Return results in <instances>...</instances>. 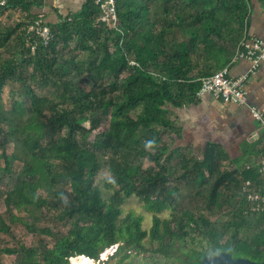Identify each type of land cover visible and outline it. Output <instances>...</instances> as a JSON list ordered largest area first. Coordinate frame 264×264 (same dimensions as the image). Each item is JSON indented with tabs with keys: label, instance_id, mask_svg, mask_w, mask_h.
<instances>
[{
	"label": "trees",
	"instance_id": "trees-1",
	"mask_svg": "<svg viewBox=\"0 0 264 264\" xmlns=\"http://www.w3.org/2000/svg\"><path fill=\"white\" fill-rule=\"evenodd\" d=\"M117 5V28L100 21L96 0H86L79 14L47 23L54 39L49 45L39 41L35 54L36 39L25 32L34 19L0 32V48L18 33L22 42L16 57L4 60L0 54V134L6 123L15 143V152L3 155L4 171L12 176L15 164H23L6 199L7 218L0 215V232L12 235L11 223H20L54 239L53 245L43 239L0 254L15 255L18 264H72L83 255L100 261L117 246L105 264H124L132 253L146 252L177 264H202L221 253L264 263V210L255 211L245 191L264 194L262 159L254 164L231 159L213 142L200 156L192 146H176L181 130L173 118L175 110L198 101L204 79L227 67L248 39L249 0H117ZM42 6L43 0H8L0 15L20 10L36 19L34 10ZM32 64L31 78L62 83L61 93L54 99L32 91L29 109L5 110L7 80ZM75 71L84 78L75 82L62 75ZM103 120L108 127L99 132ZM252 152L264 157V131L244 153ZM105 166L115 177L104 183L113 192L108 200L99 179ZM177 168L188 183L170 189ZM185 189L194 190L195 201L178 208ZM133 195L152 213L148 231L139 216L122 219V206ZM166 210L169 218L158 216ZM47 220L68 225L67 233L43 225ZM197 237L205 246L186 253L183 246Z\"/></svg>",
	"mask_w": 264,
	"mask_h": 264
},
{
	"label": "rangeland",
	"instance_id": "rangeland-1",
	"mask_svg": "<svg viewBox=\"0 0 264 264\" xmlns=\"http://www.w3.org/2000/svg\"><path fill=\"white\" fill-rule=\"evenodd\" d=\"M27 19V20H25ZM27 22L28 18H25V15L21 13L10 15L5 11L0 15V32L3 31L5 28L8 27H15L20 22ZM21 35L18 33L17 36L7 45V48H0V54L2 55L3 59H12L16 57V54L22 50V42L20 41ZM76 43H72L71 48H74ZM75 52V51H73ZM70 53H67L69 56ZM86 54H82L80 58L85 56ZM3 60V61H4ZM34 70V66L32 65H24L23 67H19L16 70V76L12 79H8L6 82L5 87L2 91V100L5 110L13 111L15 108L19 109L22 106L23 109L27 110L30 108L31 105V92L33 91L38 96L41 97H49L57 99L59 93H61L62 83L55 84L54 82L49 83L44 80L41 81L39 78H31V73ZM65 78H70L72 81H80L84 78V74H80L79 72L75 71L73 76L69 77L68 75L62 74ZM47 83V84H44ZM86 127H90L89 123L85 124ZM108 127V121L103 120L99 129V132L103 131V129ZM1 128H3L4 133L0 134V180L2 181L0 184V215H5L7 218V204L6 199L10 190H12L15 186L17 176L20 173L23 164L21 162H17L14 169V175H7L4 171L6 167V162L3 157L4 153L12 155L15 152V143L13 140H9L8 132L9 128L7 127L6 123L1 124ZM98 131L93 132L91 136V140L94 139L95 135ZM82 143H84L81 140ZM91 144V143H89ZM197 155H201L202 151L195 150ZM230 157V156H229ZM231 158V157H230ZM232 159V158H231ZM230 159L224 160L222 163L227 165ZM184 170L181 168H177L173 170V176L170 179V183L168 187L172 189L175 186L183 187L182 184L188 183L185 179H183L182 173ZM100 179V187L103 191V196L106 200H108L112 196V191H108L105 188L104 183H111L115 181L114 175L110 172L107 166L101 171L99 175ZM180 185V186H179ZM61 189H64V185H59ZM184 188V187H183ZM183 197L178 198V208H187L193 206L195 201L194 199V190L192 189H185ZM192 196V197H191ZM193 198V199H192ZM123 214L122 219L126 218L130 214H134L141 218L140 226L143 230L148 231L152 224V213L148 212L144 207V202L141 197L133 195L130 199H128L124 205L122 206ZM159 217L162 218H169L171 216V211L166 210L161 214H158ZM11 223L10 220L7 221ZM12 235L0 232V249L5 248H19L22 243L27 244L29 246L36 245L39 243L40 240L45 239V241L51 245L54 244V239L48 236H43L40 234L31 233L26 226L20 223L12 224ZM45 226L51 227L56 233H67L69 226L63 223L55 222L52 220H47L44 222ZM201 239H198L195 242L188 241L186 245L183 246L186 253L189 251L196 250L201 251L202 248L205 246V243H201ZM146 243V239H145ZM147 244V243H146ZM149 245H146L147 248ZM117 248L111 250L106 253V257L100 258V261H96L97 263L105 264L109 257L114 254ZM85 260V258H82ZM76 259V260H82ZM93 262V261H91ZM0 264H18L17 257L15 255H7V254H0ZM72 264H75V261H72ZM94 264H96L94 262ZM111 264H114L111 261ZM124 264H177L173 260H167L160 256L159 254L146 252V253H139L135 254L132 253L131 256L125 261Z\"/></svg>",
	"mask_w": 264,
	"mask_h": 264
},
{
	"label": "crops",
	"instance_id": "crops-1",
	"mask_svg": "<svg viewBox=\"0 0 264 264\" xmlns=\"http://www.w3.org/2000/svg\"><path fill=\"white\" fill-rule=\"evenodd\" d=\"M86 0H43V6L35 9L33 15L44 17L47 23L56 24L67 17L82 12ZM250 26L248 39L258 38L264 42V0H249ZM7 13H21L8 10ZM28 21V13L22 12ZM27 20V19H25ZM233 77L248 75L246 82L247 103L234 104L216 98L211 92L199 95L198 101L185 105L173 112L175 125L181 130L176 136V146H192L202 151L209 143L221 145L232 159H250L257 163L264 159L256 152L245 154V149L256 142L264 131L252 115V107L264 112V61L254 70L249 59L234 57L227 66ZM258 151V150H257Z\"/></svg>",
	"mask_w": 264,
	"mask_h": 264
},
{
	"label": "built area",
	"instance_id": "built-area-1",
	"mask_svg": "<svg viewBox=\"0 0 264 264\" xmlns=\"http://www.w3.org/2000/svg\"><path fill=\"white\" fill-rule=\"evenodd\" d=\"M7 1L8 0H0V11L7 5ZM96 4L101 10L100 21L109 28H117L120 21V18H118L119 13H117V0H96ZM25 32L29 40L36 39V41L31 44V51L33 54H35L37 50L39 41L44 45H49L54 39L50 26L42 16L30 22L26 26ZM237 59L251 60L253 62V69L256 70L264 61V42L258 38L244 40L239 45L234 56V61ZM247 80L248 75L233 77L230 75L228 68L225 67L204 79L198 95L204 92H211L216 98L222 99L225 102L246 104L248 102L246 91ZM251 111L253 117L264 130V112L254 107H252ZM261 173L264 177V159L261 162ZM249 186L250 182L247 183V187ZM245 191L248 193V199L255 205L253 209L255 211L264 210V194L251 191L249 188H245Z\"/></svg>",
	"mask_w": 264,
	"mask_h": 264
},
{
	"label": "water",
	"instance_id": "water-1",
	"mask_svg": "<svg viewBox=\"0 0 264 264\" xmlns=\"http://www.w3.org/2000/svg\"><path fill=\"white\" fill-rule=\"evenodd\" d=\"M115 248H117V246H114L112 247L110 250H107L106 252H104L102 255H101V258L103 257V260H104V254H105V257H106V253L111 251V250H114ZM86 258L90 261H94L96 262L94 259H91L87 256H80V257H77V258H73V261L75 259H79V258ZM99 264H101L99 262ZM202 264H259V263H255V262H252L250 260H246V259H234L231 255L227 254V253H221L217 256H214V257H206L204 260H203V263ZM264 264V263H262Z\"/></svg>",
	"mask_w": 264,
	"mask_h": 264
},
{
	"label": "bare ground",
	"instance_id": "bare-ground-1",
	"mask_svg": "<svg viewBox=\"0 0 264 264\" xmlns=\"http://www.w3.org/2000/svg\"><path fill=\"white\" fill-rule=\"evenodd\" d=\"M104 257H105V254H104ZM82 258H84V257H82ZM82 258H79V259H82ZM75 261V264H94V261L93 262H91L90 260H88V259H86L85 258V260L84 259H82V260H74ZM96 264H99V263H97V262H95Z\"/></svg>",
	"mask_w": 264,
	"mask_h": 264
}]
</instances>
